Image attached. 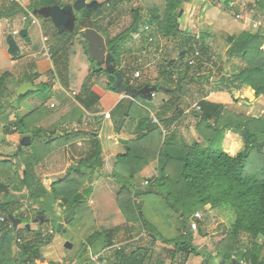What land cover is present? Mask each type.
Masks as SVG:
<instances>
[{"label":"trees","instance_id":"trees-1","mask_svg":"<svg viewBox=\"0 0 264 264\" xmlns=\"http://www.w3.org/2000/svg\"><path fill=\"white\" fill-rule=\"evenodd\" d=\"M120 1L107 0L102 3L104 6L110 4L108 15H104V31L112 24L113 14L116 13L114 10ZM137 1L141 5L131 11L132 22L128 30L113 38H105L107 52L114 57L116 71L123 76L127 86L136 90L163 87L176 96L175 99L169 98L154 114L166 129L177 125L183 115L187 106L182 109L179 102L189 92V87L195 84L199 88L208 85L209 79L216 72L213 83H209L213 89L212 95L206 94L198 100V110H190L196 121L195 131L205 146L197 141L188 144L177 128L170 131L169 136L163 140L160 129L151 123L149 111L131 103L126 129L129 131L128 128L135 125L138 128L136 139L129 142L125 154L117 157L110 176L120 185L116 193V204L125 224H140L143 234L115 247L113 238L120 227L103 231L95 229L93 225L84 242L80 243L81 248L89 249L93 255L107 250L109 255L105 259L100 258V264H165L164 258H168L169 264H186L190 257H201V264H221L222 260L228 264L232 259L246 264H264V115L247 118L233 115L227 108L236 102L231 93L242 87H249L255 97L264 99V27L256 33L241 32L235 38L233 35L226 36L227 58L224 63L216 64L210 55L211 47L206 42L209 36L207 32L197 36L188 32V29L182 31L175 28L182 4L192 0ZM223 1L228 6L233 0ZM40 3L37 0L32 12L41 7L60 5L59 0H50L46 2L48 5ZM254 5L264 14V0H255ZM94 14L93 10H84L81 18L92 23L95 28ZM145 27L155 33L157 42L175 39L178 50L175 59L165 60L158 66L153 87L148 81L139 83L142 73L138 79H132L133 73L138 69L137 57H133L131 62H127L125 58L132 54L131 49L125 47L128 40L132 41V38L138 36L140 46L143 47ZM65 33L67 32L62 34ZM79 42L82 49H77L73 43L60 41L56 50H53L55 53H63L66 71L68 58L71 56L78 59L79 67L75 71L72 69V77L66 79L73 91L79 89V94L74 99L67 97L71 101L68 107L54 113L39 108L20 119L13 115L14 112L0 113V126L5 136L16 142L23 136H29L31 141L25 153L19 150L12 155L16 162H12V158L0 160V218L3 217L0 220V264H51L41 255V247L50 242L52 234V231L45 233L42 230L46 217L42 222L37 219L36 229L24 227L22 230H14L7 219L9 214L21 221L28 218V215L21 214L25 206L21 203L22 199L27 200L28 207L49 200L50 206L59 205L66 215L74 210L75 217L80 215L83 208L86 209L92 193V186L86 183L87 175L84 170L92 168L93 172L100 165V146L95 139L96 134L81 129L86 118L76 102L82 104L84 97H91L92 76L107 74L103 68L96 70L98 66L88 57L86 42L81 38ZM159 50L160 47L156 44L155 49L150 51L149 58L153 60ZM236 62L240 65H235ZM228 64L232 67L227 70ZM32 77L27 81L33 83L37 77ZM5 78L4 75L1 76L0 87ZM53 79L54 77H50L47 82L36 85L35 93L48 92L53 86ZM136 81L137 84L133 85ZM107 89L116 96L129 95L117 93L109 83ZM30 94L33 93L25 96ZM248 94L252 95L250 92ZM22 98L23 96L19 97ZM103 99L105 98H94L100 103ZM132 99L134 98L131 97ZM116 100L117 97L114 102ZM45 117H53L55 122L51 126H42ZM72 122H76L80 128L59 131L62 125ZM232 129L240 136L244 146L235 156L230 155L239 147V142L227 144L228 150L221 148L224 134ZM84 137L89 140V153L68 169L66 178L45 188L41 177L35 172L36 166L56 148L59 139L66 143ZM151 160L157 161L156 176L148 181L147 187L133 185L135 175ZM146 194L162 197L161 205L165 213H168V218L173 220L170 225L171 237H163L157 227L145 217L140 197ZM133 195L139 199L138 205H135ZM199 207L215 210V224L222 223L224 226L223 238L210 252L202 251L195 242L207 238L201 222L198 223L196 232L189 228V221L193 220ZM38 210L44 211L43 208ZM15 239L20 240L17 244L20 252L17 253L12 248ZM157 242L163 247L157 248ZM72 257L67 254L69 261L74 260ZM82 264L94 262L86 260Z\"/></svg>","mask_w":264,"mask_h":264},{"label":"rangeland","instance_id":"rangeland-1","mask_svg":"<svg viewBox=\"0 0 264 264\" xmlns=\"http://www.w3.org/2000/svg\"><path fill=\"white\" fill-rule=\"evenodd\" d=\"M50 2V0H45ZM99 2H104L105 0H98ZM62 1L59 0V4L61 5ZM255 0H233L230 5H225V2L223 0H192L188 3H183L180 10L178 17L176 19V22L178 24L179 30H185L188 29L189 32L195 33L197 36L199 34H202L203 32L208 33L207 37V43L210 45V55L213 58V61L216 62V64H222L226 60V51L228 49L227 44L225 43V38L228 35H234L237 37L241 32H251L256 33L258 30L263 29L264 27V14L259 12L256 6L254 5ZM108 5L102 6V9L94 11V24L95 28L101 35H103L105 38H113L117 36L118 34H121L122 32H125L128 30L130 23L132 22V15L131 11L138 6L141 5L139 1L137 0H121L116 7V13L113 14V22L108 28V30L104 31V15L109 13ZM208 15H205V11L208 10ZM113 13V12H112ZM111 13V14H112ZM78 14V13H77ZM29 15V14H28ZM28 15H26V18H28ZM81 15V14H80ZM36 20L40 22V25L42 26L43 30H45L46 26L48 27L52 25L50 20H45L41 17H35ZM25 24V27L30 29L32 28L33 31L36 32L35 38H33L30 42L31 45H38L41 46V36L39 35V28L38 26H32L31 20H28ZM46 23L48 25H46ZM101 28H99V27ZM82 30V28H79L77 26V29L74 33L67 32L65 34H62L57 32L56 28L52 25L50 27V35L53 38L57 37L58 41H65L69 44L73 43V45L78 49H82V44L79 42L80 35L78 30ZM77 36V38H75ZM18 37H15L17 39ZM106 38V39H107ZM40 40V41H39ZM127 41V40H126ZM58 42V43H59ZM129 42V43H128ZM127 45L125 47H128L131 49L132 54L126 58L127 62H131L133 57H138L139 51L141 49L140 46V39H138V36L132 38V41H127ZM158 44L160 47V51L153 59V64L147 65L148 67L145 68L142 71V80L139 83H142L144 81H148L151 86L155 83V78L157 76V69L160 64H163L165 60L169 59H175L178 53V50L176 48V40L173 38H169L168 40H162V41H156L154 45ZM49 45V44H47ZM29 46V45H28ZM73 46V48H74ZM21 48L23 49V54H27L28 50L23 48L21 45ZM32 48V47H31ZM87 61V60H86ZM88 63V62H87ZM235 65H240L239 62H236ZM231 64H228L226 66V69H231ZM97 70V69H96ZM30 72V71H29ZM212 72V71H211ZM29 77L33 74L29 73ZM213 74V72H212ZM28 77V78H29ZM33 78V77H30ZM138 81V80H137ZM137 81L133 84L136 85ZM5 86V87H4ZM2 88L0 87V113L3 114L4 112L9 114L10 112H14L13 115L17 116V109L19 108L20 104L24 103L25 99L27 97L23 96L22 99H19V97L16 96V90L17 88L13 87V92L10 95H7L5 92L6 90V84ZM16 86V84H15ZM211 85L208 83L206 86H200L197 87L195 84L193 87H189V92L186 94L187 103L191 107L190 110L195 109V105L198 102L199 99L204 97L206 94L212 93L211 91ZM249 88V87H248ZM248 92L252 93L248 94ZM158 97L155 99V101H159L164 99L165 94L162 91H157ZM179 93V91L177 92ZM183 93V92H181ZM176 95V93L174 94ZM182 96V95H181ZM231 96L233 99L236 100V102L230 106H228V110L233 115H239L243 117H252V116H263L264 115V99L263 98H257L254 96V92L249 88L246 89L245 87H242L239 91H234L231 93ZM176 96H172L171 99H175ZM40 109H45V106L41 107ZM184 109V107H182ZM4 110V111H3ZM190 122L193 124V130L195 131V125L196 121L194 119V116L192 113L189 114ZM18 119H20V115L17 116ZM185 125V123H184ZM183 126V124L181 125ZM184 127V126H183ZM180 131V130H179ZM196 132V131H195ZM197 134V133H196ZM10 138V137H9ZM20 139V138H19ZM11 138L9 139V142L7 141H1L0 142V155H7V158H12V162H16V159H13L15 157H12L16 151H14L11 148ZM198 141L201 143V145L205 146L203 140L196 135V138L190 137V140L187 142L188 144H192V142ZM239 142V147L232 153L230 156H235L237 153L243 150V143L240 138V136L234 132L226 131L224 134V139L221 144V148L225 151L228 150L227 144L230 142ZM13 142V141H12ZM19 142V141H18ZM20 144V143H19ZM30 146V145H29ZM29 146H21L18 145V149L23 151H27V148ZM55 146V145H54ZM14 151V152H13ZM19 151V150H18ZM6 157V156H4ZM3 157V158H4ZM91 166V165H90ZM89 170V171H88ZM84 170L87 175L86 183L91 185L93 184L94 179V173L91 172V169ZM115 182L112 185L113 188H115ZM118 185V184H117ZM120 186V185H119ZM18 195V194H17ZM16 196V195H14ZM93 193L89 196L86 209L83 208L80 212V215L77 214L70 222L65 223L66 214L60 209L59 205L50 206V201L46 200V202H41V204L34 203V205L31 207H28V202L26 199H22L21 203H23L27 207H23L21 210V214L28 215V218L22 219V224L17 227V230H22L26 224H30V227L32 229H36L37 222H33L32 218H34L35 211H37L39 208L44 209V216L46 217V221L42 225V230L45 231V233H49L52 231L51 234V241L46 242L47 245H56L58 252H61L62 257L61 259H56L52 264L58 263V264H82V262L92 261L93 258L91 255L93 253L90 252V250H86L85 248H81V244L85 240V236L91 232L92 228L95 226V229L97 230H105V228H113L114 226L120 227V231L116 235V241L118 242L117 245H122L123 241H125V238L129 239L127 236H125L124 232V222L122 221V218L120 216H116L113 214V217L110 218V222L107 223V220L105 218L99 219L97 223H95V219L92 215V209L91 205L89 204V200L93 199ZM161 196H150V195H142L140 197L141 200V207H143V212L145 214V217L148 218L149 221H151L156 227L157 230L161 233L163 237H171L172 236V229H170L171 222L173 221L172 218H168V213H165V210L163 209L160 200ZM42 201V199L40 200ZM35 209V210H34ZM201 216H202V228L207 232V238L196 240V245L199 249H201L204 252H210L214 249L215 244L220 241L224 236V226H222V223L219 225L215 224V220H217V212L212 209H206L199 207L197 209ZM232 214V213H231ZM92 215V216H91ZM32 217V218H31ZM124 220V219H123ZM220 221V220H219ZM62 225V229L57 232V228L59 225ZM94 225V226H93ZM130 238H136L139 237L142 233L140 224H135L133 226H130ZM90 228V229H89ZM17 239L13 241V251L17 253ZM69 242L72 245V248L70 250L64 249L65 243ZM46 243L44 245H46ZM60 243V244H59ZM122 243V244H121ZM159 244V243H157ZM156 244V245H157ZM44 245L41 247L43 248ZM53 245V246H54ZM163 245L160 243L157 245V248H161ZM51 251H48V254H50ZM70 254L73 256L72 258L74 260L69 261L67 259V254ZM58 255V254H57ZM109 255V252L102 251L99 254V259H105ZM49 256V255H48ZM91 257V258H90ZM97 261V260H96ZM165 264H169L168 258H164ZM93 262V261H92ZM202 258L201 257H191L189 264H201ZM95 264V263H94ZM98 264V263H97ZM103 264V263H102Z\"/></svg>","mask_w":264,"mask_h":264},{"label":"crops","instance_id":"crops-1","mask_svg":"<svg viewBox=\"0 0 264 264\" xmlns=\"http://www.w3.org/2000/svg\"><path fill=\"white\" fill-rule=\"evenodd\" d=\"M41 5H48L45 0H40ZM92 0H86L88 3ZM98 3V0H96ZM107 1V0H105ZM104 1V2H105ZM37 0H0V78L1 76H5V81L1 88L6 84L5 92L7 95H10L13 90L12 86L17 88L21 86L23 83H30L33 87L36 88V85L47 82L50 77L57 78V82L53 86L50 87V90L46 93L39 92H30L27 99H25L24 103L20 104L17 109V116L20 115V118L26 117L30 113L36 111L37 109L45 106V108L54 113L56 111H61L65 107L69 106L71 102L65 93H63L62 89H70L73 91L68 84L67 79L72 75L71 73L79 67L78 59L69 57L67 63V71H66V59L63 56V53H55L54 51L58 47V39L57 37H51L49 33V29L51 26H46L45 30H43L42 26L38 19L36 20L37 24L34 26H38L39 35L41 36L40 40L42 42V38H47L45 44L41 43V46L31 45L30 42L36 36V32L33 31L32 28L28 29L25 27L24 17L28 14H32L33 5H35ZM63 4L73 3L68 2L67 0H62ZM103 3V2H102ZM209 9L205 11V15H208ZM101 28V27H100ZM21 29L27 30V37L29 38V42L26 43L25 39L18 37L16 39L17 44L20 48V55L17 58H11L7 54V44L6 38L8 34H12L13 32H19ZM108 29V28H107ZM77 38V36L75 37ZM39 40V41H40ZM49 44V45H47ZM21 45L26 50L30 51L27 54H23V49ZM29 45V46H28ZM32 47V48H31ZM43 47H47L50 49L52 54V60L48 61L43 58L41 53H43ZM54 50V51H53ZM54 53V56H53ZM73 69V71H72ZM30 71V72H29ZM29 73L35 75L37 77L33 80V83L28 82L30 79ZM38 75V76H37ZM62 75V77H61ZM29 77V78H28ZM67 78V79H66ZM92 87L91 97H84L83 103L79 104L76 102L80 111L84 113L85 120L83 121L82 130L85 132H92L95 135V139L99 143L100 146V165L97 166L93 173L95 174L93 184H92V193L93 199L89 200V204L91 205L92 215L95 219V223L98 222L99 219L105 218L107 223H109L110 218L115 214L117 217L120 216L123 220L121 213L119 212L116 204V193L119 189V185H114L115 188L112 187L114 181L111 178V173L116 164V159L118 156L125 154L127 147L129 146V142L136 139V130L138 128L135 125L128 126L127 131V120L131 103H135L139 108L143 110H147L150 113L156 114L158 112L159 107L166 103L169 98H172V94L165 92V97L162 100L155 101L158 97L157 91H143L144 98L137 97L134 99L127 98L126 94L118 95L110 94L107 89L108 82L107 76L99 75L92 76ZM16 84V86H15ZM5 87V86H4ZM249 90L248 87H245ZM37 89V88H36ZM75 91V90H74ZM77 94H79V89L76 90ZM150 93V94H149ZM154 95L153 97L151 95ZM208 95H212L209 93ZM105 98L100 103V101L94 100V98ZM117 100L114 102V99ZM150 97V99H148ZM180 108L186 107L183 111V115L179 119L176 126L177 129L180 130L182 138L188 142L190 137L196 138V132L193 130V124L190 122L189 114L191 107L187 103V98L185 96L180 98L179 102ZM55 122L53 117H45L42 120V126H51ZM140 122V120H139ZM185 123V125H184ZM183 124V126H181ZM80 128L76 124V122H72L69 125H62L59 129H73L76 130ZM13 128H11L12 130ZM142 132V131H140ZM9 137L4 135V132L0 126V142L8 141ZM20 139L16 141L10 140L11 148L14 151H18V145ZM162 140V139H161ZM13 141V142H12ZM61 139L57 141V145L55 146L51 152H49L44 159L36 166L35 172L38 176L41 177L42 183L45 186V178H63V176L69 172L68 169L75 165L78 160L89 153L90 146L88 143V139L86 137L80 138L78 140L70 141V142H59ZM155 138L153 139L154 145ZM163 141V140H162ZM198 142V141H197ZM61 143V144H59ZM31 144V141H30ZM13 151V152H14ZM6 156V157H4ZM4 157V158H3ZM7 158V155H0V160ZM14 162V161H13ZM92 167V165H91ZM157 161L151 160L149 163L133 178V185H142L144 181H149L151 178L155 177L157 174ZM52 183L45 188H48ZM24 193V192H23ZM91 193V194H92ZM57 206V205H56ZM131 225H127L124 222V232L125 236L129 239L125 238V241L122 243H128L132 237L130 238V227ZM114 227H118L117 225ZM113 227V228H114ZM112 229L105 228V230ZM104 231V229H103ZM117 235V234H116ZM116 235H114V244L117 245ZM138 237L134 238L137 239ZM51 241V240H50ZM121 243V244H122ZM160 244V242H157ZM156 243V244H157ZM60 244V243H59ZM157 244V245H159ZM54 245V244H53ZM44 245L41 248L42 258L48 262L53 263L57 262L56 259H61L63 255L61 252H58L56 245ZM48 251H51L48 254ZM58 254V255H57ZM49 255V256H48ZM59 255L61 257H59ZM92 256V255H91ZM191 257L188 259L186 264L190 263Z\"/></svg>","mask_w":264,"mask_h":264},{"label":"water","instance_id":"water-1","mask_svg":"<svg viewBox=\"0 0 264 264\" xmlns=\"http://www.w3.org/2000/svg\"><path fill=\"white\" fill-rule=\"evenodd\" d=\"M102 3H98L96 0L89 1L88 3L86 0H75L73 3H66L63 5H53L49 7H41L39 9H35L32 12V15L34 17H41L45 20H50L52 25L56 28L57 32L62 34L64 32H72L74 33L77 29V26L79 28H82V30H78L79 37L83 39L86 42V50L88 57L95 62V64L98 66L97 71H99L101 68H103L107 74V82L111 85V88L117 93H128L132 98L141 97L143 96V91L149 92L151 91H162L167 92V89L163 87H159L158 89L150 88L147 89L145 87L142 90H136L130 86H127L124 83L123 76L116 71V65H115V59L114 57L107 52L106 47V39L103 35H101L96 29H94L93 24L90 22H86L84 19L81 18V13L84 10H93L96 11L100 8H102ZM78 13V14H77ZM175 28H178L177 22H175ZM189 32V30H188ZM20 38L25 39V42H29V38L27 37V30L21 29L18 34ZM16 36H13L12 34H8L6 38V44H7V54L11 58H17L20 55V48L17 44V41L15 39ZM235 38V36L233 35ZM36 88L32 86L30 83H23L21 86H19L16 90V96L22 97L30 92H35ZM169 93L172 91L169 90ZM150 94V93H149ZM150 99V97H148ZM178 110V107L176 106L175 111ZM232 132L236 133L234 129H232ZM19 143L21 146H29L30 145V137L29 136H23L20 138ZM69 172H67L63 178H52L49 179L48 177L45 178V186L47 187L49 183H55L57 181H61L62 179L66 178ZM31 207V205L29 206ZM35 210V209H34ZM35 215L38 216V219L40 222L44 220V211H38ZM74 217V210H71L66 218L65 223L70 222ZM8 221L11 223L12 228L14 230L17 229L19 225L22 224L21 219L14 217L13 215L9 214L7 216ZM33 222H37V218L35 217L33 219ZM25 228L29 229L30 224H26ZM62 228V225L60 224L57 228V232H59ZM72 248V245L67 242L64 245V249L70 250ZM58 264V263H55ZM221 264H225V261L222 260ZM228 264H241L239 261L232 259Z\"/></svg>","mask_w":264,"mask_h":264},{"label":"built area","instance_id":"built-area-1","mask_svg":"<svg viewBox=\"0 0 264 264\" xmlns=\"http://www.w3.org/2000/svg\"><path fill=\"white\" fill-rule=\"evenodd\" d=\"M28 21V20H31V25L34 26L37 24L36 22V18L32 15V14H29L28 15V18L24 17V21ZM144 39H143V47H141L140 51H139V54H138V57L136 59V62H137V65H138V69L133 73L132 75V79L133 80H136L138 79L140 76H141V73L142 71L147 68L149 64H153V60H151L149 57H150V51L155 49V42L157 41V37L155 35V33L149 28V27H145V30H144ZM17 32H13V36H17ZM47 41V38H42V42L43 44H45V42ZM161 50V49H160ZM159 50V51H160ZM42 57L47 59L48 61H51L52 60V54L50 52V49L47 48V47H43V53H41ZM191 64H193V62H191ZM217 73L215 72L214 73V76H216ZM214 76L212 78L209 79V83H213L214 81ZM54 84L57 82L55 77L52 81ZM63 93H65L67 95L68 98L70 99H74L76 96H77V92L75 91H70V90H65V89H62ZM152 97L154 96L153 94L151 95ZM127 98L131 99V97L129 95L126 96ZM198 106L195 105V110H198ZM150 119H151V123L156 125L160 131H161V136H162V139H166L169 134H170V131H173L176 129V126L173 125L170 129H166L164 128L163 126H161V124L159 123V121L157 120V118L154 116L153 113H150ZM148 186V181H144L142 183V187H147ZM132 199L135 203V205H138L140 203L139 199L134 197V195L132 196ZM0 220H3V217L0 218ZM199 222H202V216L199 212H196L193 216V220L189 221V228H190V231L192 232H196L198 230V226H199ZM20 242V240L17 239V244ZM115 247H119L120 245H115ZM17 252H20V249L17 247ZM92 261L95 263V264H100V261H99V255H92ZM91 258V257H90ZM97 260V261H96ZM241 264H246L244 262H240Z\"/></svg>","mask_w":264,"mask_h":264},{"label":"flooded vegetation","instance_id":"flooded-vegetation-1","mask_svg":"<svg viewBox=\"0 0 264 264\" xmlns=\"http://www.w3.org/2000/svg\"><path fill=\"white\" fill-rule=\"evenodd\" d=\"M101 3H102V2H101ZM103 3H104V2H103ZM38 211H41V210H37L36 213H37ZM35 217L38 219V216L34 215V218H35ZM34 218H32V221H33ZM45 221H46V220H45ZM61 229H62V228H61Z\"/></svg>","mask_w":264,"mask_h":264}]
</instances>
